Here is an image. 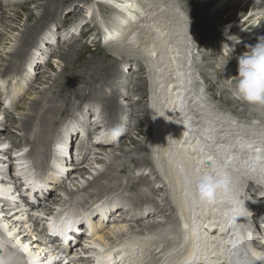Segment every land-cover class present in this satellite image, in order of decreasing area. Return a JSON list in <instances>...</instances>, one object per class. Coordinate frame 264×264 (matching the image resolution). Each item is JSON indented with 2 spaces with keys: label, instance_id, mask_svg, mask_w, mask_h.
Returning <instances> with one entry per match:
<instances>
[{
  "label": "bare ground",
  "instance_id": "obj_1",
  "mask_svg": "<svg viewBox=\"0 0 264 264\" xmlns=\"http://www.w3.org/2000/svg\"><path fill=\"white\" fill-rule=\"evenodd\" d=\"M106 1L109 5L114 2ZM180 1L182 3V0ZM215 1L219 0H199L197 3L201 8L207 9L213 6ZM27 3L28 0L20 7ZM48 3H51V0H46L43 6L37 7L36 10L41 14L36 24L25 28L24 36L20 41H15L17 45H12L11 52L9 51L12 62L6 58V66L2 65L0 68V79L10 72L23 71L20 85L14 86L18 89L17 96L20 98L23 90L25 94L33 96L30 104L16 105L17 114L22 107L30 108L25 109L24 117L16 118L10 111L4 116L0 114V145L9 141L13 147L0 152V157L7 158V161L0 160V167L4 168L10 164L14 149L18 154H27L21 169L22 175L32 181L40 178L41 185L45 186V189L36 190L33 195V212L50 216L60 210L58 223L64 225L63 230L68 234L67 237L70 236L79 242L78 246L71 247L70 257L63 258L64 253L53 256V264L90 263V257L86 256L87 247L82 243L93 236V243H102L95 244L96 246L104 247V251L110 248V256L113 257L109 258L106 252L102 256L105 264H185L187 261H193L190 264H264V231L251 230L244 209L247 205L252 210V215H248L250 223H258L263 215L257 211L256 196H264V107L250 106L235 97L233 87L238 69L231 73L226 69L228 65L225 63L229 61L233 65L238 64L241 49H246V45H254L259 36L264 37V0H226L217 7L215 13L204 15V18L222 12L228 15L223 23L233 25L234 34L231 36L235 38L233 37L231 42L239 40L236 49L229 51L228 54H233L231 56L225 55L224 46H209L207 50H197L196 44L199 40L197 41L198 38L193 35L191 29L194 24L188 22V17L185 16L187 10L179 5V0H122L115 13L117 17L101 15L99 20L92 16L95 14L92 12H96L91 11L92 8L99 9V5H108H95L91 2L82 8L74 4L72 8L69 7L68 14L76 15L74 18L80 17L82 13L84 16L69 22H65L68 16L63 18V12H50L49 5L46 6ZM60 7L62 10L63 6ZM44 14L48 17L54 16V20L61 18L62 23L56 22L54 25L63 26L62 29H68L72 24L82 26L83 23L89 26L86 28L90 32L98 28L99 39L104 40L102 44H111L103 48L114 51V55H117L112 58L117 61V67L113 68L115 66L109 64L110 61L106 66L108 70L102 72L103 75L97 73L96 77H92L93 74H86V71L81 70L77 74L71 73L73 77L70 80H66L70 74L63 69V75L52 83L51 79L45 82L42 79L44 85L47 83L49 86L43 90L38 89L42 93L35 96L37 87L30 79L38 78L39 71L36 69L49 63L39 60L37 54L29 58L30 48L27 46L33 45L37 39V43L47 44L51 50L61 44L53 33L45 34L42 38H38L36 33L33 34L34 30L40 28L41 31L43 26L47 25L42 21ZM82 18L87 21H82ZM129 22L131 25H128ZM49 24L53 25L51 21ZM210 27L213 32L219 30L213 24ZM76 35L73 32L71 35H65L62 46L70 43L69 40ZM84 37L92 39V36ZM111 41L119 44L114 45ZM212 41L224 40L212 38ZM76 44L77 42L71 45ZM76 48L74 46L69 51L60 52L54 50L53 54L48 56L54 55L70 66L68 62L74 63L78 58ZM121 50H124V54L120 55ZM199 52H204L202 61L210 59L215 62H200ZM21 54L24 60L17 58ZM44 54L47 56V53ZM126 57L139 63L140 69L136 71V76H128V72H133L139 67L130 64L131 61L125 59ZM142 60L143 67L140 66ZM23 64H28V70L21 67ZM217 64L223 68H216ZM142 70L145 71L141 77L138 74ZM210 70H213L212 78ZM30 71L34 72L33 76ZM102 76L112 77L111 80L116 79L122 85H115L114 80L108 87L106 81L102 80L101 84H98L102 88L98 90L96 82ZM130 76L135 80L128 79ZM224 76L231 79L220 81L219 77ZM87 79L92 82L85 83ZM60 80L63 81L62 87L59 88L61 104L62 99H67L70 91L72 94L64 101V105L56 109L53 107L56 103L53 90L57 89L55 84L60 83ZM137 82L142 86L139 93L134 90L135 86H132ZM75 84H80V87L73 92L70 87ZM81 91L83 92L80 93ZM220 91L222 95L218 97ZM95 93H100L102 100L95 97ZM106 96H113L111 104L104 100ZM144 97H148L145 104L143 103L147 110V123L142 117V114H145L144 108L133 109ZM218 98L228 105L225 107L219 103ZM86 99L93 102L92 106L84 105ZM122 99L126 106L119 104ZM76 104L79 107H75ZM96 104L102 108L101 112H98L99 107H95ZM74 109H78L75 118L72 117L65 124H61V116H71ZM52 113H58L55 119L50 118L49 114ZM136 113H141V117L136 116ZM103 114L104 128L109 123L118 125L119 116L123 120L122 124L127 126L126 130L120 126L119 135L113 136L107 129L101 133L103 127L97 126L94 134L89 133L90 131L86 130L88 116L95 118ZM142 123H146L145 130L149 133L142 139H133L139 145L132 140L127 142L130 145L127 150L119 140H124L131 127L135 125L138 128ZM90 124L92 123L89 119V126ZM60 138L62 142H70L71 149L74 148L73 144L78 142L79 150H76L74 156L73 152L70 153L66 166H62L65 169H61L64 172H56L60 181L53 178L50 180L48 175L43 178L41 176L47 171V167L55 168L52 153L56 151V141ZM90 144L96 147L93 157L90 156L93 161L84 164L93 149ZM134 153L141 154V157L130 156ZM146 166L151 170L153 179L142 175ZM90 169L97 173L92 181L86 179V175L92 173ZM101 177L105 184L99 181ZM204 177L208 178V184L201 183ZM14 180L15 178L10 181ZM143 182L152 186L151 189L141 193L139 191L131 196L123 193L119 197L116 196L117 190L125 193L137 191ZM58 187L62 188L61 195L56 193ZM250 187L251 193L254 194L250 193ZM0 195H3L1 186ZM12 198L14 197L8 200L0 198V243L3 244L1 250H5L6 245H14L10 252L0 259V264L13 260L11 255L16 257L11 264H46L50 253L46 240L40 236L38 216L32 215L29 205L25 208L20 202H13ZM244 199L246 205L242 202ZM39 200L42 202L38 203ZM128 204L129 209H126ZM11 205L14 207L10 208ZM73 206L84 210L85 216H90L83 219L79 214H72L73 210L81 211ZM98 219L101 222L100 227L95 226L99 223ZM92 222H95V225ZM79 224L90 225L94 235L89 237L88 229H83L85 232L77 239L74 232L82 230ZM31 226L34 227L33 232ZM127 227L128 230L125 229ZM119 258L125 261L121 262Z\"/></svg>",
  "mask_w": 264,
  "mask_h": 264
},
{
  "label": "rangeland",
  "instance_id": "obj_2",
  "mask_svg": "<svg viewBox=\"0 0 264 264\" xmlns=\"http://www.w3.org/2000/svg\"><path fill=\"white\" fill-rule=\"evenodd\" d=\"M27 0H21V1H19V0H0V68H2L1 66L3 65V66H6V64H7V62H5L4 60L6 59V58H8V61L9 62H12V56H11V51H10V49H11V46L13 45H17V42L18 41H20L19 39H21L22 38V36H24V33H26L25 32V30L26 29H28L29 27H31V26H34V24H36V21H37V18L39 17V15L41 14V12H39V11H37L36 9H37V7H40V6H43L42 4H44L45 3V1L46 0H41V1H31V0H28V3L24 6V7H20V6H22V4L24 5V2H26ZM64 1V2H63ZM92 0H51V3H48L46 6L48 7V5H49V8H50V12H51V10H52V12H59V13H62L63 12V18H65L66 16H68L67 17V20H65V22H69V20L70 21H76V20H79L82 16H84L83 15V13H82V15L80 16V17H78V18H74L76 15H74V16H70L68 13H70V11H69V9L70 8H72V6L74 5V4H76L77 6H80V7H82L83 8V6H85V4L86 3H88V4H91L90 2H91ZM185 1V2H184ZM199 0H196V1H194V0H182V3H181V1L179 0V5L180 6H183V8L184 9H186L187 10V12L185 13V16H187L188 17V22H190V23H192V24H194V28H196L197 27V29H198V32H197V29L195 30L193 27H191V29H193V35L195 36V37H197L198 39H197V44L200 42V41H203V40H205V43H204V45H202L201 46V50H207V48L209 47V46H213V47H216V46H218V47H222V46H224L225 47V55H227V56H231V55H233V54H228L229 53V51H234L235 49H236V42H231V40L233 39V37L235 38V36H231V35H233L234 34V32H232V24L231 23H223V22H225V20L227 19V17H228V15L226 16V13L225 12H222L221 14H219V13H216V16L214 15L213 17L211 16V17H205L204 18V15H207V14H213V13H215L216 12V9H217V7L218 6H220L222 3H224L226 0H219V1H215V4H213V6H209L207 9L206 8H201L200 6H199V3H197ZM224 1V2H223ZM248 1H250V0H248ZM187 2V3H186ZM259 2V1H258ZM184 3V4H183ZM185 4H186V6H185ZM260 4H261V2H260ZM39 5V6H38ZM52 5V6H51ZM60 5L61 6H63L62 7V10H61V7H60ZM196 5V6H195ZM57 6H59V7H57ZM188 6V7H187ZM191 6V7H190ZM26 7V8H25ZM70 7V8H69ZM109 7V6H108ZM58 8H59V10H58ZM79 8V7H78ZM100 10H101V13H102V15H103V17H107V16H109V15H111L112 14V10L110 9V8H108L107 9V7L106 6H103V5H100ZM189 8V9H188ZM196 8V9H195ZM192 9V10H191ZM194 10V11H193ZM85 11H86V9H85ZM91 11H96V12H94L95 14H92V16H94V17H97L98 18V20L100 19V14L98 13L99 11H97V9L94 7V8H92V10ZM198 11V12H197ZM55 12V13H56ZM194 12H195V14H194ZM206 12V13H205ZM33 13V14H32ZM59 13H57V14H59ZM190 13V14H189ZM202 13V14H201ZM225 13V14H224ZM35 14V15H34ZM90 14V13H89ZM201 16H200V15ZM52 15H54V14H52ZM77 16H79V15H77ZM191 16V17H190ZM208 16V15H207ZM218 16V17H217ZM56 17V16H55ZM197 17H198V19H197ZM203 17V18H202ZM216 17V18H215ZM220 17H222V18H220ZM32 18V19H31ZM74 18V19H73ZM193 18V19H192ZM217 18H219V19H217ZM222 19H223V21H222ZM225 19V20H224ZM29 20V21H28ZM51 21V24H53V25H50L49 23H50V21ZM89 20V19H88ZM204 20V21H203ZM216 20V21H215ZM42 21H44V24H47V25H45V26H43V28L41 29V31H39L40 30V28L39 29H36V30H34V32H33V34H35V35H37L38 36V38L39 37H43V35H45V34H54V37H55V39L58 41V42H60L61 44L58 46V48L56 47L54 50H56V51H58V52H60V51H65V50H70V49H72V48H74V46H76L77 48V52H75L76 54H77V59H76V61H74V63L72 62V63H70V62H68V65H70V66H67V63L66 62H62L61 60H59L58 58H55V56L54 55H51V56H48L49 54H53V52H54V50H51L52 48L50 47V46H48L47 44H41V43H37V40L35 41V43H33V45H28L27 46V48H30L29 49V54H28V56H29V58H31V57H33V55L34 54H37L38 55V57L40 58L39 60H45V62H47V66H46V64L43 66V65H40V67H38L36 70L37 71H39L38 72V78L36 77V78H34V79H30L31 80V83L34 85V86H36L37 87V89H36V91L34 92V93H36L35 94V96H39V95H41V93L42 92H40V90H38V89H41V90H43V88L44 87H47V83L44 85V83H43V81L45 82V80H47V79H51V81H50V83H52L53 81H54V79H57L59 76H61V75H63V69L64 70H66V73L67 74H70L67 78H66V80H70L72 77H73V73H78V72H80L81 70H83V71H86V74H93V75H91L92 77H96L97 75V73H101V75H103L102 74V72H104L105 70L107 71L108 70V68L106 67L107 65H108V63L109 64H113V66H115V67H113V68H116L117 67V65H118V63H117V61L116 60H114V59H112V58H114V57H117V55H114V51H110L109 49H107V48H103V47H105V46H107V45H111V44H109L110 42H105L104 44H102V42L104 41L103 39H102V41H100V39H99V36H100V30H98V28L96 29H94V30H92L91 32H90V30L88 29V28H86V27H89V26H86V23H83V25L82 26H80V24H76L75 26H70V27H68V29H62L63 28V26H59V27H56L55 25H54V23H58V24H60V23H62V19L61 18H59V17H57V19H55L54 20V16L53 17H48V16H46L45 14L43 15V19H42ZM82 21H84V22H86L87 21V19H84V18H82ZM195 21V22H194ZM203 23V24H202ZM257 24L259 23V21H257L256 22ZM215 25L216 27H218L219 28V30L218 31H216V32H218V33H216V32H213L212 30H211V25ZM225 24V25H224ZM199 25V26H198ZM231 26V27H230ZM26 28V29H25ZM80 28H81V30H80ZM200 29H203V30H200ZM230 29V30H229ZM244 29V28H243ZM10 30V31H9ZM49 30H53L54 32H50ZM62 30V31H61ZM200 31V32H199ZM39 32H41V34L39 33ZM76 33L77 35L76 36H74V37H72L70 40H69V42L70 43H68V44H64L63 46H62V44H63V39L65 38V35H67V34H69V35H71V33ZM221 34V35H220ZM230 34V35H229ZM84 35H87L88 37H91L92 36V39L91 40H88L86 37H84ZM220 35V36H219ZM258 37V36H257ZM260 37V36H259ZM102 38H103V35H102ZM212 38H214V39H216V38H222L224 41H216V42H214V41H212ZM93 39H96V40H93ZM226 40H228V42H225ZM15 41H17V42H15ZM31 41H32V39L30 40V43H31ZM87 41V42H86ZM9 42V43H8ZM75 42H77V44L76 45H71V44H73V43H75ZM94 42V43H93ZM112 42V44H114V45H117V44H119V42H115V41H111ZM8 43V44H7ZM13 43V44H12ZM81 43V44H80ZM88 45H86V44ZM99 44V45H98ZM65 45L67 46H71L70 48H66L65 47ZM234 45V46H233ZM238 45V44H237ZM73 46V47H72ZM82 46V47H81ZM100 46V47H99ZM6 47V48H5ZM98 47V48H97ZM232 47L234 48V50L232 49ZM65 48V49H64ZM50 49V50H49ZM75 49V50H76ZM85 50V51H84ZM89 50V51H88ZM97 50V51H96ZM100 50V51H99ZM109 50V51H108ZM242 51V54H243V52H245L246 51V49H241ZM10 51V52H9ZM92 51V52H91ZM98 51H99V53H98ZM123 51V52H122ZM51 52V53H50ZM98 53V54H96V53ZM104 52V53H103ZM44 53H47V56H45L46 54H44ZM203 53L204 52H199L198 53V59H199V61L200 62H202V63H207V64H213L215 61L214 60H210V59H205L204 61H202V55H203ZM44 54V55H43ZM119 54L121 55V54H124V50H121V51H119ZM224 54V53H223ZM86 55V56H85ZM94 55H95V57H94ZM100 55V56H99ZM23 55L21 54V55H19L17 58H21L22 60H24L23 59V57H22ZM89 57V58H88ZM99 57V58H98ZM203 57H204V55H203ZM95 58V59H94ZM90 59V60H89ZM92 59V60H91ZM98 59V60H97ZM102 59V60H101ZM125 59H127V60H129V61H131V62H129L130 64H132L133 63V65H136L137 67H139L138 66V64L139 63H137V62H135V61H133V60H131V58H125ZM143 59H144V57H143ZM3 60V62H1ZM96 60H97V62H96ZM114 60V61H113ZM143 61L144 60H142L141 61V67H143L142 66V64H143ZM199 61H197V62H199ZM85 62V63H84ZM96 62V63H95ZM103 62V63H102ZM135 62V63H134ZM221 62H223V61H221ZM220 61H219V63H221ZM225 62V61H224ZM20 63V62H19ZM226 63V65H228V67H226V69H229V71L232 73L233 71H235L236 69H238V64L236 63V65H233L231 62H229V61H226L225 62ZM201 64V63H200ZM98 67H97V66ZM103 65V66H102ZM65 66H67L66 68H65ZM21 67H26L25 69L26 70H28V68H29V66H28V64H25V66H24V64L23 65H21ZM69 67V68H68ZM72 67V68H71ZM90 67V68H89ZM102 67V68H101ZM104 67H106V68H104ZM216 68L218 67V68H220V69H222L223 68V66H220V65H216L215 66ZM225 68V67H224ZM69 69V70H68ZM89 69H91V70H89ZM140 69V67L137 69V70H134L133 72H128V76H129V74L130 75H133V76H136V71H138ZM69 71V72H68ZM82 71V72H83ZM105 71V72H106ZM144 71L145 70H142V71H140L141 73H139L138 75L139 76H143V74H144ZM21 72H23V71H21ZM21 72H19V71H15V72H10V74L11 73H16V74H19V73H21ZM29 72V71H28ZM89 72V73H88ZM210 72V77L212 78V77H214L213 76V70H210L209 71ZM30 73H32V76L34 75V72H32V71H30ZM64 73H65V71H64ZM72 73V74H71ZM235 73H237V71L235 72ZM234 73V75H236ZM116 74V73H115ZM44 76H45V78H44ZM141 76V77H142ZM35 77V76H34ZM127 77V76H126ZM112 78V77H111ZM111 78H107V76L106 77H103L102 76V78L101 79H99V81H97L96 82V85H97V88H98V90H99V88H102L100 85H98L100 82H102V80H105L106 81V84H108V87H109V85L114 81V80H116V79H113V80H111ZM42 79H43V81H42ZM128 79H131V80H135V78H132L131 76L130 77H128ZM225 79H231V77L229 78L228 76H224V77H219V80L221 81V80H225ZM21 81H22V78H21ZM234 81H235V79H234ZM85 83H91L92 82V80L91 79H87L86 81H84ZM25 83V82H24ZM114 83H115V85H119V86H121L122 85V83H118L117 82V80L116 81H114ZM131 83H133V81L131 82ZM101 84V83H100ZM20 85V84H19ZM62 85H63V81L62 80H60V83H57V84H55V86H56V88L57 89H55V90H53V94H54V96H55V99H54V101H56V103H54L53 105V107L54 108H56V109H58V107L59 106H62V105H64L65 103H64V101H67V99H69V97L71 96V91L69 92V95L67 96V99H66V97L64 98L65 100H63L62 99V101H63V104H61V94H60V91H59V88H61L62 87ZM49 86V85H48ZM131 86V85H130ZM132 86L134 87H137V88H135L134 87V90H136L137 91V93H139L140 92V89H141V84L139 83V82H137V84L135 85V84H132ZM79 87H80V84H75V85H72L70 88H72L73 89V92H75V90H77V89H79ZM115 87V86H114ZM115 88H119V87H115ZM25 89V88H24ZM72 89H70V90H72ZM103 89H105V87L103 88ZM26 90H27V88H26ZM29 90H32V89H29ZM83 91H84V89H83ZM83 91H81L80 93H82ZM25 91L23 90L22 91V93H20V98H18V100H17V102L15 103V105L9 110L10 111V114H12L14 117H16V118H22V117H24L25 116V109L28 107H22V108H20V112L17 114L16 113V105H21V104H26V103H28V104H30L31 103V101H32V98H33V96H31V95H29L28 93H24ZM79 93V94H80ZM98 94H100V93H95L94 94V96L95 97H99V100H102V99H100V98H102V95L100 94L99 96H98ZM231 93H229V95H230ZM59 95V96H58ZM110 95V94H109ZM220 95H222V93H221V91L219 92V94H218V97L220 96ZM109 97H110V99H109ZM57 98V99H56ZM59 99V100H58ZM148 99V97H144L143 98V100L141 101V102H139V103H137L135 106L136 107H134V105H133V109H142V108H144V110H145V106H144V104H145V102H146V100ZM58 100V101H57ZM106 102H109V104H111V102H112V100H113V96H106L105 97V99H104ZM59 102V103H58ZM218 102L219 103H221V104H223L225 107L228 105V104H226L225 103V101H222V99L221 98H218ZM142 103V104H141ZM144 103V104H143ZM85 104H87V106L89 105V106H92V104H93V102L92 101H90L89 99H86L85 100V102H84V105ZM120 105H125L126 106V104H125V102H124V100L122 99V100H120V103H119ZM98 104H96L95 105V107L97 106ZM0 106H1V103H0ZM83 105H81V107H82ZM109 106V107H108ZM107 106V109H109L110 108V105H108ZM141 106H143V107H141ZM75 107H79V105L78 104H76L75 105ZM97 107H99V105L97 106ZM28 109H30V108H27V110ZM46 109H48L47 107H46ZM77 110L78 109H74L73 111H72V113L70 114L71 116H69V114H65V115H63V116H61V118H60V123L62 124L63 122H64V124H65V122H67V121H69V120H71V118L72 117H74L75 118V116H76V113H77ZM143 110V111H144ZM102 111V108L101 107H99V111L98 112H101ZM133 111H135V110H133ZM147 110H145L143 113H145V114H142V117L144 118L143 119V121H145L146 122V112ZM231 113V112H230ZM0 114H2L3 115V113H2V110H0ZM6 114V113H5ZM56 115H58V113L57 114H49V116H50V118H54ZM107 115V114H106ZM136 116H138L139 117V115H140V117H141V113H139V115L136 113L135 114ZM20 116H22V117H20ZM49 116H48V118H49ZM52 116V117H51ZM49 118V119H50ZM99 119L94 123V124H90L92 127H91V129H92V134H94V130L96 129V127L97 126H102L103 128H104V124L105 123H103L102 124V122H103V120H104V114L103 115H101V116H99L98 117ZM55 119V118H54ZM89 119H90V122H92V119H93V117L91 118V115H89L88 116V121H87V125H89ZM122 119H120L119 118V116H118V123L120 124H118V125H115V124H112V123H109V124H107V126L105 127V129H107V130H109V131H111L110 133L113 135V136H116L117 134H115V133H113V131H112V129L113 128H120V126H121V128L123 127V130H126V125H124V124H122L123 123V120L121 121ZM147 123V122H146ZM146 123H142L141 125H139V127L137 128V126H133V127H131V129L126 133V136H125V138H124V140H119V141H122L120 144H122V146L123 147H127L126 149L128 150L129 149V144L128 143H130V141L132 140L133 142H136V141H134L133 139L134 138H139V139H142L143 137H145L146 136V134L147 133H149V131L148 130H145L146 128H145V126H146ZM122 124V125H121ZM110 126H112V127H110ZM4 127H6L7 128V126H4ZM137 131H136V130ZM15 130V129H14ZM104 130V129H103ZM10 131V130H9ZM16 131V130H15ZM132 131H133V133H132ZM135 131V132H134ZM17 132V131H16ZM143 132V133H142ZM102 133H103V131H102ZM136 133V135H134ZM119 135V134H118ZM133 136V137H132ZM132 137V138H131ZM129 138V139H128ZM104 139H107V138H104ZM88 140H86V142H87ZM105 141V140H104ZM104 141H102V142H104ZM72 142H74V141H72ZM76 142V141H75ZM128 142V143H127ZM77 143L78 142H76L75 144H73V146H74V148L72 147V149H71V151H73L74 150V153H73V155H75L76 154V150H79V147L80 146H77ZM137 143V142H136ZM119 144V145H120ZM137 145H139L138 143H137ZM90 146L91 147H93V149H92V153L90 152V154L88 155V158L87 159H85L84 160V164L85 163H88V162H92L93 161V159L91 158V157H93L92 155H93V152H95V149H96V147L95 146H93V145H91L90 144ZM121 145H120V147H122ZM134 148V146H132V148L131 149H133ZM123 149V148H122ZM119 150V149H118ZM139 153H134L133 155H130V156H132V157H141V154H139ZM91 156V157H90ZM130 156H128V158L130 157ZM92 159V160H91ZM87 160V161H86ZM86 161V162H85ZM87 165V164H86ZM94 167H96L97 168V166H94ZM99 168L101 167V166H98ZM91 170V174H95V170L94 169H90ZM150 172H151V170L146 166V168H145V170H143V173H142V175H144V176H146V177H152V179H153V175H151L150 174ZM45 174V177H46V175L48 174L49 175V177H50V180H52V178L53 179H56V180H59L60 181V177H57L56 175H57V173H54L53 171H50V169L47 167V171L44 173ZM44 174H42V177L44 176ZM90 173L88 174V175H86V179H89L90 181H92L91 179L93 178V176L91 175ZM89 176V177H88ZM100 180V182L101 183H103V184H105L104 183V181H103V177H101V178H99ZM98 182V181H97ZM69 183V181L67 182V184ZM81 184V183H80ZM156 185V183L154 182V186ZM72 187H74L75 188V186L72 184ZM151 187L152 186H150V185H148V184H145L144 182H143V184L139 187L140 189H138L137 191H135V192H129V193H125V192H123V191H116V196L117 197H119L120 195H122V193H123V195H135V194H137L139 191H140V193L143 191V190H149V189H151ZM62 188H63V185H62ZM61 187H58L57 189H56V193H58V194H60L61 195V189H62ZM128 191V190H127ZM38 203H40V202H42V201H37ZM42 205H44V204H42ZM73 208H75L74 206H73ZM75 209H79V210H81L80 208H75ZM76 211V210H75ZM78 212V211H77ZM89 214H87L85 217H87ZM95 223V222H94ZM98 226H100L99 225V223H98ZM126 230H128V227L127 228H125ZM40 235H41V233H40ZM70 251V250H69ZM71 252V251H70ZM71 255H69V257H70ZM60 264V263H59Z\"/></svg>",
  "mask_w": 264,
  "mask_h": 264
},
{
  "label": "clouds",
  "instance_id": "obj_3",
  "mask_svg": "<svg viewBox=\"0 0 264 264\" xmlns=\"http://www.w3.org/2000/svg\"><path fill=\"white\" fill-rule=\"evenodd\" d=\"M235 77V97L250 106L264 107V37H259L254 45H246V51L239 55ZM112 131L119 134L118 127ZM201 183L208 184V178H202Z\"/></svg>",
  "mask_w": 264,
  "mask_h": 264
}]
</instances>
